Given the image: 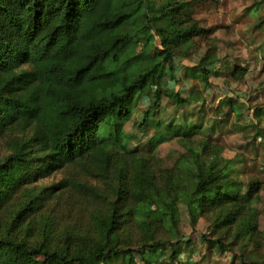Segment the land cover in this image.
Segmentation results:
<instances>
[{"label": "trees", "instance_id": "trees-1", "mask_svg": "<svg viewBox=\"0 0 264 264\" xmlns=\"http://www.w3.org/2000/svg\"><path fill=\"white\" fill-rule=\"evenodd\" d=\"M187 6L176 0H0V141L10 150L0 158V264H134L135 255L145 264L159 263L162 244L125 249L119 232L135 222L144 230L162 227L178 239L181 204L227 208L216 227L243 221L239 237L256 232L259 212L252 206L261 183L243 193L232 177V160L205 155L207 141L192 143L201 126L155 120L163 97L179 106L198 99L168 86L177 79L178 61L190 60L195 39L215 33L184 16ZM203 53L198 65L185 67V77L207 87L210 76L220 75L219 58L214 46ZM245 74L241 66L233 70L237 78ZM145 99L149 107L138 128L155 133L142 154L125 126ZM228 106L236 115L233 100ZM177 137L188 155L160 183L155 152ZM62 171L68 178L61 182L30 188ZM66 194L86 204L94 221L104 214L95 247L73 248L68 238L63 248H51L47 237L40 243L21 238L23 228L31 232L39 213ZM142 200L154 209L129 206ZM51 225L43 226L44 233L56 231ZM207 241L220 251L232 249L221 238ZM173 247L174 260L179 250Z\"/></svg>", "mask_w": 264, "mask_h": 264}, {"label": "rangeland", "instance_id": "rangeland-1", "mask_svg": "<svg viewBox=\"0 0 264 264\" xmlns=\"http://www.w3.org/2000/svg\"><path fill=\"white\" fill-rule=\"evenodd\" d=\"M156 1L160 5L162 0ZM176 1L189 4L182 11L184 16L191 17L202 28L215 29V33L210 37L195 39L190 60L178 61L180 69L177 79L168 83L169 88L182 92L184 97L194 92L198 99L191 98V103L179 106L163 97L155 120L167 124L187 122L201 126L200 134L191 139L192 143L207 141L210 147L205 155L232 160L236 164L232 177L240 183L243 193L250 185L261 183L259 201L252 206L259 212L258 228L245 238L239 237L243 221L216 227L227 215V208L214 210L181 204L178 239L162 227L144 230L133 221L132 227L124 226L119 232L120 246L128 249L144 244H162L159 245L162 248L158 253L159 263L155 264H264V0ZM155 45L162 48L158 40ZM211 46L218 54L219 62L215 68L220 75L210 76L206 87L199 80H188L185 67L198 65L203 52ZM240 64L246 70L243 78L233 75V70L239 68ZM230 100L235 103L236 115L230 111ZM148 107V100L141 101L132 120L125 126L128 133L137 137L132 146L142 154L147 153L148 142L155 133L154 130L143 133L138 128ZM181 141V137L172 138L155 152L158 182L161 183V176L177 173V162L188 155ZM9 154L8 145L0 141V158ZM82 177L80 180L86 178V182L104 188L91 177ZM65 178H68L66 172H57L30 188L41 190ZM116 187L115 183L111 188V200L116 196ZM70 196L66 194L61 200L54 201L51 212L39 213L31 232L27 227L23 228L21 238L27 237L30 242L40 243L47 237L51 248H63L68 238L73 248L86 250L95 247L101 238L98 220L104 214L98 215L99 218L94 221V212L88 210L86 204H79L77 197ZM129 206L143 211L154 209L150 200L130 202ZM246 218L247 215H244L243 219ZM47 223L52 224V230L56 231L44 233L43 226ZM220 238L224 244L232 247L231 251H220L218 246L207 241L214 242ZM175 245L179 255L173 260ZM113 264L123 263L118 261ZM134 264L145 263L139 255H135Z\"/></svg>", "mask_w": 264, "mask_h": 264}, {"label": "crops", "instance_id": "crops-1", "mask_svg": "<svg viewBox=\"0 0 264 264\" xmlns=\"http://www.w3.org/2000/svg\"><path fill=\"white\" fill-rule=\"evenodd\" d=\"M240 65H241V64H240ZM241 67H243V68H244V66H242V65H241Z\"/></svg>", "mask_w": 264, "mask_h": 264}]
</instances>
